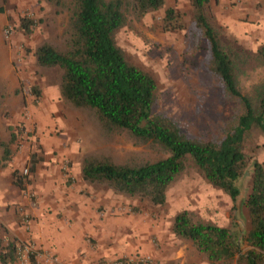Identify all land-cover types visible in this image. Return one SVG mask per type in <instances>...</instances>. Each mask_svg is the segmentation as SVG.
<instances>
[{"label": "rangeland", "instance_id": "1", "mask_svg": "<svg viewBox=\"0 0 264 264\" xmlns=\"http://www.w3.org/2000/svg\"><path fill=\"white\" fill-rule=\"evenodd\" d=\"M209 1L207 15L221 45L238 53L237 88L254 102V89L264 80V62L256 54L264 45V0ZM165 5L182 14L183 30L164 32L163 11L147 14L140 22L127 14V25L115 36L117 45L156 81L155 115L173 119L190 139L220 142L236 126L243 106L210 70L208 44L194 25L189 1L165 0ZM0 7L4 8L0 14V81L7 90L0 107V138L8 149L5 156L0 148V180L10 210L0 214V252L4 245L14 243L15 260L9 264H210L190 243L173 234L174 218L182 211L218 226L235 222L241 236L246 233L240 205L245 196L233 204L221 190L207 184L190 158L161 207L114 194L105 185L75 184L74 188L86 192L84 213L101 226V234L82 233V240L70 245L66 204L51 207L43 202L40 224L32 210L40 206L35 186L42 182V163L55 162L57 172L71 179V165L80 171L87 155L136 166L166 158L168 153L125 132H106L90 112L72 109L60 99L61 70L38 67L33 52L43 42L63 49L66 9L60 11L38 0H0ZM22 17L35 22L30 35L18 29ZM12 80L17 82L14 89ZM33 87L39 91L37 99ZM53 87L58 95L43 98V91ZM18 96L21 103L15 107L5 102ZM245 150L264 164V136L258 129L246 136ZM24 152L27 157L23 159ZM93 190L102 196H93ZM48 227L53 231L49 236L41 232ZM23 245H29L32 252L25 258Z\"/></svg>", "mask_w": 264, "mask_h": 264}, {"label": "trees", "instance_id": "2", "mask_svg": "<svg viewBox=\"0 0 264 264\" xmlns=\"http://www.w3.org/2000/svg\"><path fill=\"white\" fill-rule=\"evenodd\" d=\"M60 11H68L63 32V49L49 42L38 45L33 56L38 67L59 68L60 99L72 109L90 112L103 130L125 132L141 143L155 144L168 156L141 165H119L87 155L81 162V178L90 185H105L114 194L147 201L153 207L166 203V193L190 158L211 187L221 190L233 204L240 202L247 231L240 225L218 226L182 211L174 218L173 234L188 243L210 264H264V164L245 150L252 129L264 136V80L254 89V102L237 88L234 69L238 53L223 47L218 32L207 15L209 0H188L194 25L207 41L210 70L226 92L239 100L244 112L236 126L220 142L186 137L176 122L155 115L157 84L152 75L128 59L117 45L116 34L128 22L129 14L140 22L147 14L163 11L162 29H184L182 14L166 7L165 0H38ZM57 10L58 12H60ZM4 8L0 7V14ZM33 20L22 17L18 29L30 35ZM256 54L264 62V45ZM35 99L36 87L31 89ZM7 90L0 81V107ZM0 148L8 149L0 138ZM243 180L247 181L243 185ZM245 250H242V247ZM0 252V262L15 260V247L9 242Z\"/></svg>", "mask_w": 264, "mask_h": 264}, {"label": "crops", "instance_id": "3", "mask_svg": "<svg viewBox=\"0 0 264 264\" xmlns=\"http://www.w3.org/2000/svg\"><path fill=\"white\" fill-rule=\"evenodd\" d=\"M16 87H17V82L12 80L11 88L14 89ZM50 93H52L53 95L56 94L58 95L57 89L55 88V90L52 89L48 91H43V98L49 96ZM8 99L9 100L5 102L7 103V105L12 104L13 107L21 103V101L19 100V96L14 99L9 97ZM16 110H18L19 112L22 109L20 107ZM18 112L16 111L13 114H17ZM38 137L40 139L39 135ZM24 155H23V159L27 157V152H24ZM42 165L45 166L44 172L40 174V177H42V182L40 184H36L35 186V190L39 198L40 206L37 210L35 211L32 210V212H34V214L38 217L39 223L41 224L42 223L41 218L43 219L42 210L45 208L43 202H45L47 206H51V207H58L59 205L66 204L67 205L66 212L68 214L67 216L71 224V226L68 228V231L71 233L68 236L69 237L68 242L70 245L71 244L74 245L75 242L81 241L82 233L94 232L96 234L97 233L101 234V226H98V224L96 223L93 224L92 221L90 220L91 218L87 217L84 213L83 207L86 203L83 201V199L86 198L87 195L86 192H84L83 190H79L76 187L74 188L75 184H78L79 181L81 182L83 181L81 178V170L79 171L78 168L76 169L74 165H71L70 172L72 178L68 179V177H64L63 174L57 172L56 169L57 165L55 162L46 161L42 163ZM83 182L86 183L85 181ZM91 193L93 196H96L97 198H100L102 196L100 192H98L97 190H93L91 191ZM4 196H6V192L0 180V214L1 215L4 214L5 210L7 209L9 210L7 205V200L5 199ZM10 227L13 229L14 227L13 224ZM38 232H39L38 235L40 236V230ZM41 232H43V234L45 233L48 236L53 233V231L49 229V227L47 229L44 228V230H41Z\"/></svg>", "mask_w": 264, "mask_h": 264}, {"label": "built area", "instance_id": "4", "mask_svg": "<svg viewBox=\"0 0 264 264\" xmlns=\"http://www.w3.org/2000/svg\"><path fill=\"white\" fill-rule=\"evenodd\" d=\"M23 173H24V175H26V174H27V170H24ZM22 247H23V258H25V256H27V255L30 254V253L32 254L29 245H23ZM18 249H19V248H18Z\"/></svg>", "mask_w": 264, "mask_h": 264}]
</instances>
